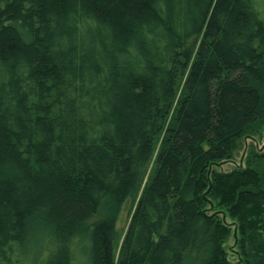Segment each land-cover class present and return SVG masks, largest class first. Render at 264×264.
Listing matches in <instances>:
<instances>
[{
	"label": "trees",
	"instance_id": "obj_1",
	"mask_svg": "<svg viewBox=\"0 0 264 264\" xmlns=\"http://www.w3.org/2000/svg\"><path fill=\"white\" fill-rule=\"evenodd\" d=\"M262 128L253 0H0V264H264Z\"/></svg>",
	"mask_w": 264,
	"mask_h": 264
},
{
	"label": "rangeland",
	"instance_id": "obj_2",
	"mask_svg": "<svg viewBox=\"0 0 264 264\" xmlns=\"http://www.w3.org/2000/svg\"><path fill=\"white\" fill-rule=\"evenodd\" d=\"M253 2H254L255 8H256L261 20L264 22V0H253ZM242 145H243L242 148L235 154L232 162L221 165L219 167V169L221 171L228 172V171H231L233 169V167H235V166L245 165L243 163H245V161L248 158V152H249L248 148L253 149V151H255L257 153H264V128L260 129L259 132L254 135L253 139H251V138L243 139ZM156 153H157V148L154 151L152 162L154 160V157L156 156ZM152 162L150 161V164H149L148 169H147L146 177H148L150 175L151 168L153 165ZM142 187H141V189H142ZM139 196H140V191L137 194L136 198H127L123 202V204L120 208L119 214L117 216L116 225H115L116 242L114 245L115 246L114 247V262L115 263H116L117 258L119 256L121 244H122L123 238L125 236V233L127 231L128 225L130 223L131 217L134 213V210H135ZM48 200H49V198H48ZM50 202H52V200ZM63 204H65V207H63L64 206ZM68 204L69 203L66 200H64V199L62 200V198H60L59 201L53 203V206H54V208L56 206L57 207L59 206L57 208L58 210L63 207L62 209H60V211L63 212V215H65L66 211H64V210L66 209ZM100 216H101V213H100ZM35 243L36 242H33L34 245H32L34 257H36L40 252L39 246L37 245V243L36 244ZM232 246H233V240L230 237V239L228 240V243L226 245V248H227L226 251H227L230 259L233 260L232 263H235L237 261V258L233 252Z\"/></svg>",
	"mask_w": 264,
	"mask_h": 264
}]
</instances>
